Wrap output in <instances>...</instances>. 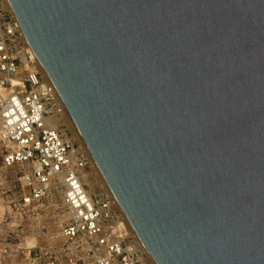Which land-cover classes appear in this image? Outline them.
<instances>
[{
	"label": "water",
	"instance_id": "obj_1",
	"mask_svg": "<svg viewBox=\"0 0 264 264\" xmlns=\"http://www.w3.org/2000/svg\"><path fill=\"white\" fill-rule=\"evenodd\" d=\"M156 264H264V0H8Z\"/></svg>",
	"mask_w": 264,
	"mask_h": 264
},
{
	"label": "built area",
	"instance_id": "obj_2",
	"mask_svg": "<svg viewBox=\"0 0 264 264\" xmlns=\"http://www.w3.org/2000/svg\"><path fill=\"white\" fill-rule=\"evenodd\" d=\"M41 68L0 0V264H145L112 198L89 192L87 152L51 125L66 109Z\"/></svg>",
	"mask_w": 264,
	"mask_h": 264
},
{
	"label": "bare ground",
	"instance_id": "obj_3",
	"mask_svg": "<svg viewBox=\"0 0 264 264\" xmlns=\"http://www.w3.org/2000/svg\"><path fill=\"white\" fill-rule=\"evenodd\" d=\"M41 72H42V75L44 77V79L48 82H50L44 68L42 67L41 68ZM64 120L65 123H66V126H67V130L70 131L73 135H74V139L75 141L80 145V147L85 151L87 152V150L85 149L76 129L74 128L69 116H68V113L66 110H64L60 115H55L53 117V119L51 120V125L55 128V129H58L59 126H60V120ZM88 154V152H87ZM89 155V154H88ZM89 158L91 159L90 155H89ZM91 162L93 164V167L91 168L92 169V178H93V185L94 186H100L104 189V191L110 196V198H112V200L114 201V204H115V211H118L122 216H123V219L125 221V226L127 228V231L129 232V234L131 236H133L135 239H137V233L136 231L134 230V228L131 226V224L129 223V221L126 219V216L124 214V212L122 211V209L120 208L117 200H115V197L113 196L111 190L109 189L107 183L105 182L103 176L101 175V173L99 172L98 168L96 167V165L94 164V162L92 161L91 159ZM102 189V190H103ZM138 242V247L139 248H142L144 249L145 251V258L143 259V262H145V264H156L153 260V258L151 257V255L149 254V252L147 251V249L143 246V244L141 243V241H137Z\"/></svg>",
	"mask_w": 264,
	"mask_h": 264
},
{
	"label": "rangeland",
	"instance_id": "obj_4",
	"mask_svg": "<svg viewBox=\"0 0 264 264\" xmlns=\"http://www.w3.org/2000/svg\"><path fill=\"white\" fill-rule=\"evenodd\" d=\"M60 125H61V127H60L61 130L63 132H66L68 134V137L75 141L74 135L70 131L67 130V126H66V123L64 120H62V119L60 120ZM91 174H92V169L89 168L85 172V180L87 181V183L89 185V192H91L93 195L103 194L105 191L102 187L93 185L94 182H93V178H92Z\"/></svg>",
	"mask_w": 264,
	"mask_h": 264
}]
</instances>
